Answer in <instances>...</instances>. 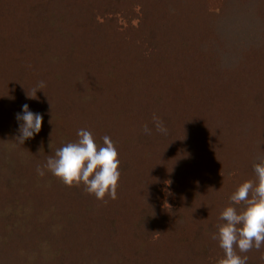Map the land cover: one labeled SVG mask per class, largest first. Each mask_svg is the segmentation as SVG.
<instances>
[{
  "label": "trees",
  "instance_id": "16d2710c",
  "mask_svg": "<svg viewBox=\"0 0 264 264\" xmlns=\"http://www.w3.org/2000/svg\"><path fill=\"white\" fill-rule=\"evenodd\" d=\"M25 104L43 124L20 145ZM81 128L116 146L115 200L44 167ZM261 157L264 0H0V264H217Z\"/></svg>",
  "mask_w": 264,
  "mask_h": 264
},
{
  "label": "clouds",
  "instance_id": "9594fccd",
  "mask_svg": "<svg viewBox=\"0 0 264 264\" xmlns=\"http://www.w3.org/2000/svg\"><path fill=\"white\" fill-rule=\"evenodd\" d=\"M43 87L45 85L41 81L31 96L26 93L28 98L35 99L36 93ZM16 119L19 123L16 142L20 145L42 129V115L30 111L27 104L23 105V112L18 113ZM152 122L157 133L168 134L159 116L153 114ZM143 132L151 135L152 130L146 124ZM77 137L75 142L57 149L54 156L49 155L44 167L69 188L83 185L86 193L99 201H105V197L117 199L121 173L114 142L105 135L102 138L103 145H99L92 132L84 128L78 129ZM259 161L253 164L255 179L238 186L229 198L233 206L222 210L218 217L221 223L217 225V231L211 234V239L218 242L223 252L217 264H247L248 256L242 254L253 249L260 251L264 247V157L259 158ZM37 172L40 176L45 174L40 167ZM261 259L264 260V255Z\"/></svg>",
  "mask_w": 264,
  "mask_h": 264
},
{
  "label": "rangeland",
  "instance_id": "374dc122",
  "mask_svg": "<svg viewBox=\"0 0 264 264\" xmlns=\"http://www.w3.org/2000/svg\"><path fill=\"white\" fill-rule=\"evenodd\" d=\"M121 22V21H120ZM122 24H124L125 22H121ZM134 23H136V21L134 20ZM71 31L73 32V31H77V30H75V27L73 28V30L71 29ZM64 32V31H63ZM64 33H66V32H64ZM198 182H201V183H205L204 181H201V179H198ZM173 199V198H172ZM202 203H203V201H202Z\"/></svg>",
  "mask_w": 264,
  "mask_h": 264
}]
</instances>
